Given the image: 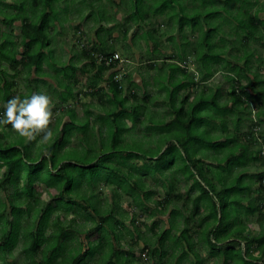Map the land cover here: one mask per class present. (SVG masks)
Segmentation results:
<instances>
[{"label":"rangeland","instance_id":"obj_1","mask_svg":"<svg viewBox=\"0 0 264 264\" xmlns=\"http://www.w3.org/2000/svg\"><path fill=\"white\" fill-rule=\"evenodd\" d=\"M237 1L233 6L232 2H227V0H204L201 6L202 10L204 8L215 10L218 7L231 10L226 17L218 16L214 21L213 18H207L204 13H201L200 21L204 29H207L209 24L218 27V31L211 35V42L217 46V50L220 49L219 55L222 61L214 66V70L215 68V71L222 69L223 61L231 62L240 75V77L237 76L234 86H245L249 82L254 85V93L260 89L264 92V25L258 26L254 31V37L243 40L245 34L237 22L245 11V3L249 4L247 10L250 15L256 12L258 18L264 21V0H245V3L244 0ZM21 2L25 4L24 17L30 21L34 20L39 8L34 6L32 0H0V10L16 14L19 12L18 5ZM142 2L146 4V12L142 14L144 19L134 25L129 19L130 14L132 18H138L139 14L141 15V13L138 14L139 10L134 0H131V3L129 0H61L56 4L57 20L55 23L50 22L47 28L51 39L48 50L52 54L51 61L55 63L51 67L49 60L47 63L44 62L42 73L46 75L42 74L39 77L33 69L30 72L21 69L18 75L13 77L9 67L4 62L0 63L2 78L4 79L5 74L14 83L9 92L10 97H23L34 91H44L52 99V116L47 126L51 129V136L46 138L44 129L37 131L31 137L22 136L7 124H0V140H5L3 134L14 135L17 139H11L9 144L28 146L30 159L39 161L47 154L49 145L54 144L55 147L53 146L52 149L57 158L56 162L69 161V164L64 167V173L72 176L73 188L69 195L52 198L61 192L63 179L53 186L56 176L47 169L46 162L39 165H32L24 160L20 162L14 174V179H18L16 185H7V194L0 189V211H3L0 215V237L4 231L7 233L13 228L19 229L18 232L13 230L17 233L14 246L3 253L0 249V264H30L31 261L27 259L23 249V230L35 231L38 217L47 202L54 210L48 216L45 226L47 237L45 238L50 239V233L54 229L53 223L56 220L60 224L62 222L66 231H78L72 240L66 241V248L61 251L57 259L60 262L67 257L71 249L77 247L73 252L74 255L77 254L79 244L80 252L85 251L88 242L86 234L99 227V222L92 216L78 215L77 212L83 209L84 215L93 213L95 216L106 217L98 236L106 237L105 241H109L111 245L115 244L114 246L123 251L122 253L129 252L131 259H128V264H264V261L243 262V259L238 261L237 251H232L237 259L233 258L224 263V256L219 251L209 248L203 233L214 224L210 216L209 204L201 197L200 190L194 185L193 179L186 173L178 172L175 165L160 170L170 163H179L178 167L183 168L185 161L182 152L176 148H171L170 152L158 160L153 158V156H158V152L160 150L162 152L169 143H173V137L171 133H166L163 126L157 127L159 125L157 123L149 124V115L157 116L155 120L168 125L173 118L165 113L166 108L161 104L165 91L153 85V79H161L171 73L174 79L182 80L187 87L179 91L178 101L175 104L186 99L183 102L185 108L192 101L194 94L195 96L199 93L213 95L217 90L216 103L221 107H226L222 117L226 130L222 131L220 127L214 128L210 131V137L213 142L227 139L232 142L230 146L220 151L204 150L202 152L200 162L201 165L206 166L204 175L206 179L214 183L217 190H221L222 186L215 178L216 172L224 176L226 186H229L234 179H240L241 192L231 199L238 200L235 207L239 222L246 227L244 236L247 238L263 237L264 189L258 177L264 176V163L261 164L259 160L252 161V154L260 152V146L258 143H250V138L244 136L248 134V108L253 105V101H250L252 102L250 106L247 104L244 107L233 106L229 96L232 86L227 83L222 70L206 81L201 74L198 76L196 71H201L202 68L201 63L196 59L199 34L188 26H184L182 32H179L178 25L172 26L169 16L165 13L152 15L150 0H142ZM193 4L197 6V1L186 0L184 5L188 9ZM148 5H150L149 10H147ZM2 11H0V44L3 42L2 34L10 32L1 23ZM98 12H102V20L97 19ZM220 12L227 14V11L221 10ZM20 24V18L13 23L12 33L17 36L20 32L18 29ZM137 25L141 30H147L149 26L153 40L146 42L140 36L139 38L140 31L136 29ZM180 47H184L182 59L186 63L189 72L187 74L194 75V84L190 83L189 75L184 78L180 72L172 73L166 67V64L170 63H178L180 66L184 64L176 59ZM85 52H89L93 57L94 66L90 64L88 57L84 56ZM111 54L112 56L109 57ZM115 54L117 55L115 66L108 70L102 68L101 60L103 58L115 59ZM245 55L248 58L245 59ZM17 58L19 59L20 55ZM69 63H71L70 68H68ZM245 63L248 71L245 70ZM66 66L64 72L63 68ZM83 68L87 70L85 73H82ZM110 73H114V81L120 84L121 96L126 99V112L133 113L137 110L136 117L122 118L118 115L119 119L115 126V129H119V136L121 134V142L117 146L119 151L131 152L126 159L116 154L105 155L108 151V144L111 142V133H108L110 137L107 134V126L111 124L107 118L108 112L119 110L110 99L111 93L108 90L111 85ZM63 74H68L70 77H65ZM74 76L78 81L73 82L75 81ZM64 85H68L67 87L70 85V96L63 88ZM164 85L167 87L166 82ZM1 95L3 96V92H0V113H3L6 100ZM257 101L258 103L264 101V96L257 98ZM67 110L73 113L76 124H85L82 137L78 140L80 143L76 147L73 144L76 143L78 134L74 135L75 140L72 137L69 145L66 144L68 139L65 136L57 135L59 129L57 130L56 126L59 128L61 123H66L71 119ZM213 115L212 110H205L201 114L205 120L213 118ZM251 117L255 118L252 112ZM133 124L134 127L137 126V131L131 130L134 128H132ZM261 134L264 136V123L261 125ZM236 144H244L247 147L244 164L242 166L230 165L228 170H224L223 160L225 157H230L228 156L229 148L231 149ZM101 158L103 159L100 160ZM136 160L139 163L146 160L142 166L147 165L144 177L135 174L137 171H142L140 166H136ZM149 160L154 164L153 166L149 165ZM93 161L96 163L93 168L86 167V164ZM133 161L135 163L131 165L130 162ZM103 162L108 165L118 164L116 168L118 173L103 168ZM220 162L223 163L222 166L219 165ZM109 167L113 166L109 165ZM149 167L151 172H149ZM221 167L223 170L218 171L217 169ZM154 168H159L160 172L158 169L153 172ZM2 171L3 167L0 165V178ZM36 174L39 175V179L34 182L33 186L34 193H40L38 197L26 200L24 197L15 199L16 192L19 189L22 191L25 185L24 177L36 178ZM127 181H130L131 185H136L137 188L141 186L142 190L145 186V189H148L145 192L147 195L145 199L142 198L144 191L133 189ZM105 182L108 184L102 185ZM119 189L121 194H119ZM8 198L14 205L7 202ZM27 203L31 205V212H27ZM63 206L66 209L70 208V211L66 212ZM259 206L262 208L261 213L257 210ZM124 211L126 224L122 220ZM131 215L133 217L131 222L138 229L141 237L135 238L128 235L121 237L126 225L130 228L129 231H132L129 219L132 218ZM73 219L74 222L70 223ZM18 222L20 225L16 227ZM230 222L232 219L229 220ZM164 232H167V235L161 241L160 237ZM181 233L183 238H181ZM114 235L122 239L108 240L107 236ZM186 241L191 246L192 252L187 249ZM0 242H2L1 239ZM242 244L240 243L243 251ZM45 245L46 243H43L42 248ZM108 247L101 249L93 258L85 262L100 264V254H105L109 250ZM146 248L149 249L148 252L145 251ZM263 253L264 239L258 249L257 245L253 244L249 255L258 258ZM245 256L249 259L247 255ZM42 258L41 252L34 255V264L43 263ZM50 264H56V262Z\"/></svg>","mask_w":264,"mask_h":264},{"label":"trees","instance_id":"obj_2","mask_svg":"<svg viewBox=\"0 0 264 264\" xmlns=\"http://www.w3.org/2000/svg\"><path fill=\"white\" fill-rule=\"evenodd\" d=\"M61 0H32V3L34 6L39 8L38 13L35 15L34 20H29L27 17H24V2L19 3L18 9L19 12L16 14H9L7 12H3L2 14V25L7 27V29L10 30L9 34H2V40L3 42L0 44V63H5L7 67H9L10 71L13 73V77L18 75L19 71L21 69L26 70L27 72H30L32 69L35 71V73L39 74L40 77L42 73V68L44 62L47 63V60H49V64L51 62V67H53L54 62L51 61V52L48 50L51 39L48 36L47 28L50 22L55 23L56 19V4L59 3ZM131 3V0H129ZM151 1V12L152 15H160L162 13H165L169 16V19L171 20V25H178L179 32H182L184 26H188L191 30L197 32L199 34L198 43H197V55L196 59L198 62L201 63L202 68L201 71L197 70L198 76L201 74L202 78L206 81L208 78L213 77V75L220 70L223 71V75L225 79H227V83L232 86L229 96L232 100L233 106L240 105L242 107L247 104V106L252 105L250 101H253V107L255 110V119L251 117V110L249 109V130L248 134H245L244 136H248L250 138V143H258L260 148L261 145L264 144V136L261 134V125L264 123V101H261L258 103L257 98L263 97L264 92L262 89L257 90L254 93V85L250 84L249 82L246 83L245 86H234L233 84L237 82V76L240 77L238 70L232 65L230 62H222V69L220 70H214V66L219 63L221 60L220 57V49L217 50V46L215 44H212L211 42V35L215 34L218 31L217 26H211V24L207 25V29L203 28L201 24V13H204L207 18H213L212 20H216L218 16L221 18L226 17L230 13V9H222L221 7H218V9L210 10L205 9L202 10L201 6L203 5L204 0H196L197 6L192 5L190 8H186L185 1L186 0H150ZM136 2V7L139 10L138 18H132V15L130 14V20H132V24H137L141 20H143V12L145 10V5L143 4L142 0H134ZM227 2H232L234 6V2H238L237 0H227ZM245 3V0H244ZM150 5L147 6V10H149ZM249 4H244V13L242 14V17L237 20L239 28L244 32L245 36L243 40H246V38H252L254 37V31L257 30L259 25H264V21L260 20L257 16V13H253L250 15L248 13ZM11 7V6H9ZM132 5L130 4V9ZM187 9V11H186ZM227 11V14L221 13L220 11ZM236 15V12H235ZM98 20L103 19L102 12L97 13ZM236 17V16H234ZM21 19V24L18 27L19 29V35H15L12 33L13 23L18 19ZM138 26V25H137ZM140 31L138 34V37L140 36L145 39L146 42L149 40H153L151 33L149 32V26L147 30H141V28L136 27ZM13 34V35H12ZM139 37V38H140ZM100 41V40H99ZM184 47H180V51L177 53V61L183 62L182 66H180L178 63H170L166 64L167 68L170 72H180V74L186 78L188 75L191 77L189 79L191 84H194V75L193 74H187L189 73L187 70V66L185 61L182 59V52ZM206 51V52H205ZM181 52V54H180ZM20 55V58L18 59L17 56ZM86 58L90 60V64L94 66L93 57L89 54V52H85L84 55ZM109 55V57H111ZM104 57V56H103ZM244 58H248L247 55L244 56ZM116 63V62H115ZM115 63H112L110 66H105L104 63L102 64V68L105 70L111 69L115 66ZM70 64L68 68H70ZM154 67V66H153ZM66 68H63L64 72L66 71ZM245 70L248 71V67L245 63ZM61 71V70H59ZM87 70L85 68L82 69V73H85ZM221 72V71H220ZM234 72V74H233ZM0 76V92H3V99L8 100L10 97L9 92L11 88L13 87V81L9 80L7 76L4 74V79L2 78L3 72H1ZM232 73V75H231ZM46 75V74H43ZM98 75V74H97ZM65 77H70L68 74H63ZM193 77V78H192ZM73 78V76H71ZM73 82L78 81V79L74 76ZM109 80H111V85L109 87V92L111 93V101L119 108V110H111L108 112V120L110 121V125L107 126V134L111 133V142L108 144V151H106L107 154L105 155H117L120 158H128L130 153L127 151H119V148L117 147L119 143L121 142V134L119 136V129H115L118 115H120L122 118H126L129 116H137V110H135L133 113H127L125 110V104L126 99L121 96L120 91V84L114 81V73L109 74ZM203 80V81H204ZM154 83L159 89L165 91V97L162 99L161 104L166 108L165 113L172 118V122L168 125L166 123H163L162 121L155 120L157 119V116L149 115V124L157 123L159 126H163L166 130V133L172 134V141L173 143H169L164 150L161 152V150L158 152V156H153V158H156V160L160 159L165 155L167 152L171 151V148H176L182 152L183 159H184V167L179 168V163H170L163 168H160V170H163L165 168H168L170 166H174L178 172L186 173L191 179H193V183L196 187L200 190L201 197L206 200L210 207V216L213 220V227L207 228V231L204 230V235L206 237V243L209 246V248L213 250L219 251L225 258L224 263H226L228 260H232L233 258L237 259L238 261L240 259H243V262H258V261H264L262 260L264 258V253L261 254L258 258L252 257L250 254L251 247L253 244L257 245V249L260 248V246L263 244L264 236H257L252 238L245 237V230L246 227L244 225H241L239 222V219L237 218V210L235 207V203L238 202V200L231 199L233 196H238L241 192V188H239V181L240 179H234L229 186H226V179L220 172H216L215 178H217V181L221 184L222 189L217 190L214 183L206 179L204 175V171L206 169V166L201 165V158H202V152L204 150H213V151H220L228 146H230V139L222 140L221 142L212 141L210 137V131L214 128H219L222 131L226 130V127L223 123L222 117L225 114L226 107L219 106L216 103V92L213 95H205L202 93H199L195 96H193L192 101L187 104V107H184L183 102L186 101H180L178 104H175V102L178 101V94L181 89H185L187 87L186 84L182 80L174 79L173 74L168 73L166 76H163L161 79L156 78L153 79ZM166 82L167 87L164 85ZM64 85L63 88L68 92L70 96V85ZM214 98V100H213ZM256 99V100H255ZM205 110H212L214 113L213 118H210L209 120H205L202 118L201 114ZM68 111V110H67ZM71 115V119L66 123H61L59 128L56 129L57 135L65 136L68 141L66 144H71L72 137L75 140V134H78L76 137V143L73 144L74 147H76L80 142L78 140L82 137V130L85 129V124H76L74 122L73 113L68 111ZM87 124V123H86ZM11 128L10 124H7ZM88 126V125H87ZM134 127V124L132 125V128ZM151 127V126H150ZM70 128V129H69ZM108 130H110L108 132ZM131 130H138L137 126ZM98 131V134H100V131ZM160 134V133H159ZM158 134V135H159ZM56 135V133H55ZM109 135V134H108ZM254 135H257L256 137ZM57 136V137H58ZM4 141L0 140V165L3 167V171L1 172V178H0V189L3 191L4 194H7V185L13 184L18 181V179H14V174L18 170L20 162L26 161L27 163H31L32 165H39L42 162H46L48 164V170L50 173L55 174V180L54 185L55 186L61 179H63L64 183L61 187V192L57 195L53 196L52 198H57L62 195H69V193H72V176L66 175L64 173V167L68 165L69 161L62 160L56 162V157L53 154V146L55 145H49L47 154H45L43 157H41V160H32L30 159V152L28 149V146L25 145H10L9 141L11 139H17V137L10 136L7 134H3ZM110 137V135H109ZM8 144H6V142ZM15 146V147H12ZM63 146V145H62ZM61 148V147H60ZM233 149V151H231ZM229 148V154L230 157H225L223 160V163L225 164L224 170H228V167L230 165H237L242 166L245 161V156L247 155V147L244 144H236L232 148ZM260 151V149H259ZM109 158V157H108ZM101 158L100 160H102ZM252 161H260L261 164L264 163L263 157L261 156L260 152L252 154L251 157ZM143 161V163H142ZM141 163L136 160V166H140L142 171H137L135 174H138V176L144 177L145 171L147 169V165L145 167H142L144 163H146V160H142ZM127 162V161H126ZM135 161L130 162L131 165H134ZM222 162H220L219 165H223ZM96 163L91 162L89 164H86V167L93 168ZM107 164V163H106ZM105 162L102 163V167L105 169H111L112 171H116V168L118 167V164L112 163L109 164L113 167H109V165H106ZM149 165L153 166L154 164L151 163L149 160ZM17 168V169H16ZM223 168H218V171L223 170ZM16 169V171H15ZM102 169V168H100ZM159 170V168H154L152 171ZM159 170V172H160ZM149 172H151L149 167ZM129 175H132L128 173ZM37 175V174H36ZM25 179V185H23L22 191L19 189L18 192L15 194L16 198L24 197V199H35L38 197V194L34 193V182L39 179V175L37 177H24ZM258 179L260 180L261 187L264 189V176H259ZM128 184L133 189H141V192L144 193V198L147 196L145 195L147 188L142 190L141 186L137 188L136 185H131L130 181H127ZM108 182H105L102 185H106ZM52 186V187H53ZM147 187V186H146ZM58 189V186H57ZM116 194V192H115ZM119 194L120 189H119ZM130 197V196H129ZM71 198V197H69ZM117 198V197H116ZM131 198V197H130ZM118 201V199H117ZM116 201V202H117ZM7 202H10L9 198L7 199ZM23 203V200L21 201ZM37 203V201H35ZM27 212H31V205L30 203H27ZM87 208V207H84ZM58 209V208H56ZM63 209L66 212L70 211L69 209H66L63 206ZM54 210V208L50 205L49 202L46 203L44 209H42V212L40 213L37 224L35 227V231L33 230H23V237H24V252L29 260L31 261L30 264H34V255L41 252L43 258V263L39 264H50L56 262V264L60 261H57V259L61 255V251L65 250L66 248V241L72 240L73 237L76 235V231L71 230H65L62 222H56L53 223L54 229L50 233V239L45 238L47 237L45 235V226L47 224L49 213ZM259 213L262 212L261 206L257 209ZM39 211V210H37ZM78 215L84 216V217H90L92 216L96 221L99 222V227L92 230V232L87 233V249L85 251L80 252V244H79V252L74 255V249L69 250L68 255L66 258H63V260L58 263L61 264L65 262V264H87L85 260L93 258L94 255H96L97 252H100L101 249L108 247L109 250L105 254H100L101 258L99 259L100 264H128V259H131V254L128 252L122 253L123 251L118 250L113 244L111 245L108 243L109 241H105L106 237L98 236L101 232H99L101 226H104V223L106 221V217L91 214V215H84L83 209H81L79 212H77ZM3 214V211H0V215ZM22 215V214H21ZM20 215V216H21ZM94 215V216H93ZM123 218L122 220H126V213H122ZM132 217V215H131ZM36 218V215H35ZM21 219V218H20ZM37 219V218H36ZM130 219V223L132 226V231H129L130 228L125 227L124 232L122 233V236H134L135 238L141 237V234L139 233L138 229L134 226L132 218ZM232 219V222L229 223V220ZM70 221V220H69ZM6 222V221H2ZM74 222V219L70 221ZM225 222H228L225 224ZM7 223V222H6ZM126 224V223H125ZM239 224V226H237ZM20 223L16 225L18 227ZM236 225V226H235ZM11 229V228H10ZM70 229V228H69ZM13 230L19 231V229L13 228L9 230L10 232L5 233V231L2 233L0 239L2 242H0V249L3 252H6L7 249H11L16 240H17V233ZM66 231V232H65ZM167 232H164L160 240L164 239L166 237ZM181 238H183V234L181 233ZM121 237L119 236H107L108 240L112 239L115 241H118ZM122 239V238H121ZM133 239V238H131ZM65 240V241H64ZM122 242V241H121ZM225 242V244H221ZM46 243L45 247L42 248V244ZM108 243V244H107ZM135 243V242H134ZM186 247L188 250L191 251V246L186 241ZM240 243H243V251L241 248ZM107 245V246H106ZM146 245V244H145ZM149 250V249H148ZM147 248L145 249L146 252H148ZM232 251H237L238 255H233ZM241 254V255H239ZM247 255L249 259H246ZM195 256V255H194ZM264 263V262H263Z\"/></svg>","mask_w":264,"mask_h":264},{"label":"clouds","instance_id":"obj_3","mask_svg":"<svg viewBox=\"0 0 264 264\" xmlns=\"http://www.w3.org/2000/svg\"><path fill=\"white\" fill-rule=\"evenodd\" d=\"M51 116L50 95L44 91H34L30 95L13 96L6 100L4 111L0 113V124H10L20 135L29 137L44 129L47 138L52 135L51 129L47 127Z\"/></svg>","mask_w":264,"mask_h":264},{"label":"built area","instance_id":"obj_4","mask_svg":"<svg viewBox=\"0 0 264 264\" xmlns=\"http://www.w3.org/2000/svg\"><path fill=\"white\" fill-rule=\"evenodd\" d=\"M116 59H117V55L115 56V59L114 58H112V59L111 58L110 59H104L103 58V60H101V62H103L105 64V66H110ZM250 108H252V110H251L252 114L255 115L254 107L251 106ZM253 119H255V118H253ZM260 154L263 157V155H264V144L261 145Z\"/></svg>","mask_w":264,"mask_h":264},{"label":"bare ground","instance_id":"obj_5","mask_svg":"<svg viewBox=\"0 0 264 264\" xmlns=\"http://www.w3.org/2000/svg\"><path fill=\"white\" fill-rule=\"evenodd\" d=\"M75 33V32H74ZM89 48V47H88ZM69 76V75H68ZM76 212V211H75Z\"/></svg>","mask_w":264,"mask_h":264}]
</instances>
